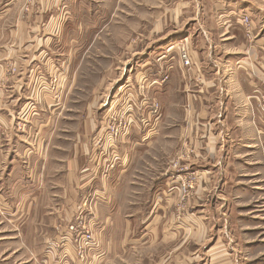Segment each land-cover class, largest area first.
Returning <instances> with one entry per match:
<instances>
[{"label": "rangeland", "instance_id": "rangeland-1", "mask_svg": "<svg viewBox=\"0 0 264 264\" xmlns=\"http://www.w3.org/2000/svg\"><path fill=\"white\" fill-rule=\"evenodd\" d=\"M252 1L264 5V0ZM4 9L9 10L4 27L21 24L32 31L0 40L21 41L20 50L0 46V142L6 138L14 144L17 133L22 142L15 141L28 147L29 130L22 125L32 124L41 112L55 113L52 122L59 131L49 171L60 179L31 190L37 212L22 227L23 216L14 213L18 181L14 174L5 183L0 180V264H167L166 256L188 254L191 241L198 243L200 263L221 264L222 236L224 245L230 244L224 248L229 264H264V168L246 160L248 152L236 146L237 136L247 133L233 134V149L221 118H212L209 126V116L183 110L195 101L178 97L194 91L199 70L185 89L171 80L180 74L177 63L187 71L194 67L189 42H173L174 37L188 28L195 33L199 20L210 28L211 0H0ZM242 17L249 19L247 27ZM240 25L250 40L253 22L241 15ZM181 49L189 67L180 60ZM251 100L264 120V85ZM254 119L250 122L257 126ZM66 176L76 195L57 194L55 185ZM188 183L192 187L185 194L181 188ZM157 186L165 188L166 207L154 215L156 225L165 226H150L141 248L143 212H133L129 232L124 205L135 188ZM207 187L212 188L208 196L197 193ZM110 191L124 193L117 198L122 220L113 229L98 209L103 206L101 213L109 217L103 203ZM193 197L206 200L194 216L197 232L184 226ZM111 234L117 242H110Z\"/></svg>", "mask_w": 264, "mask_h": 264}, {"label": "crops", "instance_id": "crops-1", "mask_svg": "<svg viewBox=\"0 0 264 264\" xmlns=\"http://www.w3.org/2000/svg\"><path fill=\"white\" fill-rule=\"evenodd\" d=\"M211 5V16L213 17V21L209 22L210 28H203L199 25V20L196 22L199 29H195V33L191 32L188 28L184 30L179 37H174L173 42H180V44L186 41L189 42L191 47V53L189 54L194 64L193 68L195 69L192 68L187 71L177 63L180 74L178 73L172 76L171 80L172 82L174 81V83L178 82L181 85V89L182 87L185 89L186 80L189 83H193L194 75H196V72L199 70L201 81L196 84L193 83L194 91H186V94H184L185 98L184 96L178 97L179 99L183 98L185 100L189 98L195 101L194 105L192 103L189 107L183 108V110L195 116L200 114L205 115V117L209 116L211 118L209 119V121H211L209 126L213 121L212 118H221L222 127L228 128V139L226 137L228 146L232 145L231 147L233 149H236L234 145L235 141H232L233 134H240L239 130L242 129V133L247 134L243 137L237 136L236 140H238V142L236 146L248 152V154H245L246 160L248 158V160L254 161L255 165H263L264 168V120L260 117V113L256 109L257 104L251 100L253 94L255 95V89L261 88V86L264 85V5L260 3L256 4L252 0H211ZM6 13L9 14L8 9L0 11V40L10 35L21 37L32 31L31 28L27 29L21 24L19 27L16 25L12 30L4 27L3 22L8 17ZM241 15L248 16L255 26V29H251L253 34H251L250 40L245 39L244 29L240 25ZM215 20H220L221 22L215 24ZM34 31L37 32V30ZM9 44L13 45L17 50L21 48V41L15 39L14 41L10 39L6 43L0 44V46L6 47ZM180 44H175V50ZM147 63L148 62L143 65L145 68L148 66ZM24 97H26V95H24L23 98ZM5 108H7V106H5ZM47 111L51 112L50 109H47ZM25 112L24 109V113ZM52 114L53 112L50 116H47L41 112L39 118L33 119L32 124H27V126L22 125L29 130L28 140H30L32 144L30 143L28 147L20 143L22 141L18 138L17 133L14 135L17 136L16 138H18L20 142L15 141L16 138L14 139V144L10 142L6 143V138L1 139L3 142H0V180L3 179L5 183L6 180L10 178L11 174H14V177L18 181L15 185L18 190L14 191L13 197L18 196L20 201L17 200L15 202L14 213L23 216L18 222L21 227L28 222V217H34L37 212L36 199L32 197L31 190L41 191V186L38 187L40 182L43 183L51 179L54 180L55 177L60 179L58 174L52 175L49 171V165L51 164L49 153L51 147H53L54 137L59 131V125H56V122H52L55 113ZM253 119L257 121V126L251 124L250 121H253ZM82 129L85 131L84 125ZM128 174L130 173L128 172ZM259 175H263V173H254V176ZM156 178L159 180L160 176ZM162 180L164 181L165 177H163ZM55 188L60 190L57 191V194H77L75 186H71L69 183L68 176H66V180L62 185H55ZM204 190L205 191L197 193H200L204 197L212 192V188L207 187ZM127 191L128 188L126 189V193ZM134 191H136L134 197L129 200V202L126 201L124 205V207H126L128 204L127 210L129 211L124 221L126 229L130 232L129 226L132 227V222L136 219L133 212L136 210L143 212V214H141L142 219L140 220L142 221L144 231L143 235L140 237L143 244L141 248H144L146 238L148 239L150 237L149 234L145 235V231H148L150 226L158 227V225H156L158 220L155 219L154 214L156 211L160 212L161 209H165L166 199L164 196L166 193L165 188L162 186L154 188L145 187L141 190L135 188ZM4 192L6 193V191ZM137 192H141V200L135 198V196H139ZM123 194L124 193L121 191H110L109 198L103 203L104 205L105 203L107 204L106 209L109 211V217L108 215L107 217L106 215L103 216V213H101L105 210L102 208L103 206L98 208L99 218L101 217L109 228L112 227L113 229L117 226L119 220H122L121 211L123 210V204L122 201H120V204L117 205V198L122 197ZM3 196L4 195H0V197ZM174 200L175 199H173L172 202H174ZM28 201L30 202L29 206H27ZM205 201L204 199L199 200L193 197L188 207L185 208L186 211L189 210L192 214V216L185 221L186 225H184L190 228V232L194 231L192 229H195V232H197V227L199 228V223L194 216L196 217L199 207L205 205ZM138 205H142L143 207L140 208ZM2 208H4L3 205ZM207 208L208 205L205 207V210ZM157 217H160V215ZM109 219H111L110 225L108 224ZM210 223L213 224L212 221H210ZM164 224L163 222L158 228H163L165 226ZM222 228H224L223 225H221V230H224ZM124 237L127 243H129L130 235L126 233ZM131 238V242H135L133 241L134 237L131 236ZM167 238L168 237L164 236L163 240ZM223 241L224 237L222 236L221 264H229L228 255L227 258L224 255V248L229 247L230 244L225 243L224 245ZM110 242H117L116 237L112 234L110 236ZM213 248L214 246L210 247L208 252L213 250ZM218 253L220 252L216 254ZM122 255L128 257L129 253L125 251ZM145 258L148 261L150 260L147 257ZM165 261L167 264H202L199 262L198 257V243L196 241H191L189 243L188 254L185 255L181 252H177L173 257L166 256Z\"/></svg>", "mask_w": 264, "mask_h": 264}, {"label": "built area", "instance_id": "built-area-1", "mask_svg": "<svg viewBox=\"0 0 264 264\" xmlns=\"http://www.w3.org/2000/svg\"><path fill=\"white\" fill-rule=\"evenodd\" d=\"M241 20H242V23H243L244 27H247L249 25V19L247 17H242ZM246 31H247V36H249V34H248L249 29H246ZM180 60L183 62V64L186 67H189L190 66L189 57H188L187 53L183 49H181ZM191 187H192L191 186V183H188L186 185V187L185 186H182V188H181L182 189V192L183 193L185 192V194H186L187 193V190L189 188H191Z\"/></svg>", "mask_w": 264, "mask_h": 264}]
</instances>
